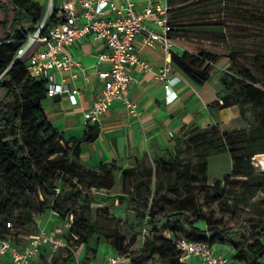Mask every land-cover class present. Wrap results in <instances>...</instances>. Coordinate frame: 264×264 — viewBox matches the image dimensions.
Segmentation results:
<instances>
[{
	"label": "trees",
	"instance_id": "1",
	"mask_svg": "<svg viewBox=\"0 0 264 264\" xmlns=\"http://www.w3.org/2000/svg\"><path fill=\"white\" fill-rule=\"evenodd\" d=\"M168 2L171 6L169 37L172 40L182 37L186 42L182 54L172 55L171 62L191 82L203 85L211 76L212 66L220 59L225 60L228 70L220 79L221 107L237 106L247 128L221 132L215 125L204 129L183 127L172 139L169 151L173 154L169 157L155 150L152 158L146 154L141 159L134 158L130 167L123 170L114 163L87 165L81 158L80 145L94 141L97 131L87 132L81 140H73L56 130L42 105L47 97L46 81L31 78L27 60L17 57L42 23L44 8L34 0H0V190L11 196L20 193L25 199L31 193L39 213L51 210L61 220L71 216L69 231L78 243H84L90 235H97V219H93L96 212L107 213L109 207L126 203V211L128 207L133 208L137 225L141 227V234L135 237L143 240L145 254L134 257L124 245L119 231L125 227L132 230L130 224H118L109 229L106 239L112 252L128 258L130 264H187L175 246L181 238L211 247L226 245L233 250L231 260L239 264H264V243L261 241L264 222L255 231L238 217L228 223L211 222L194 208L193 191H186L184 198L177 196L181 188L194 184L195 190L206 189L205 203L225 207L224 186L239 184L243 191H250L251 187L264 182V176L259 178L250 162L252 157L254 162L257 154H264V144L260 145L264 141V78L259 80L248 68L238 67L230 53L214 52L186 40L192 33L205 34L203 38L209 40L214 35L218 39L222 34L209 31L219 27L218 24H205L207 22H201L192 14L201 5L198 0ZM62 20L54 7L43 21L40 35L45 36ZM253 59L264 72V53ZM248 105L255 115L254 123L245 118ZM225 152L231 157L230 174L206 186L208 158ZM193 157L197 162H192ZM117 173H120L123 186L130 187L126 193L130 198H107L109 206L93 209L90 192L111 189ZM237 198L232 200L233 207L247 200L243 192ZM77 203H80V213L73 207ZM261 203L264 204V200ZM11 204L7 198L0 199V240H9L17 248L11 240ZM28 204V200L22 202L24 208ZM260 211L264 216V210ZM235 234L240 236L239 241L234 240ZM81 263L90 264L87 258ZM61 264H69V260Z\"/></svg>",
	"mask_w": 264,
	"mask_h": 264
},
{
	"label": "crops",
	"instance_id": "2",
	"mask_svg": "<svg viewBox=\"0 0 264 264\" xmlns=\"http://www.w3.org/2000/svg\"><path fill=\"white\" fill-rule=\"evenodd\" d=\"M34 1L43 7L47 0ZM133 1L138 9H141L161 0ZM60 2L61 0H52V10L55 7L58 11ZM47 13L48 7L45 9V17ZM147 24L154 31H159L153 22L148 21ZM179 41L185 39H173L169 54L158 48L149 49L137 44L139 56L147 63L148 69L131 67L128 70L132 76L128 98L135 106L136 115H130L119 101H115L108 113L93 125L85 124L82 116L97 95L101 94L102 82L97 77V72L107 66L97 64V55L104 51L105 47L101 42L87 38L68 49L72 58L79 63V67H74L68 73L54 72L53 76L55 83H63L69 90L78 91L75 96L76 104L72 105L67 95H57L53 98L46 97L42 105L50 124L68 139L81 140L87 132L97 131L94 141L80 145L81 158L87 165L96 167L104 163H114L123 170L130 167L134 158L141 159L145 154L152 158L155 150L166 155L172 139L183 127L196 126L204 129L215 125L221 132L242 129L236 106L222 108L219 104L220 79L223 74L217 75L212 67L209 80L203 85H196L171 62L172 55L180 56L184 51L185 43ZM166 62L172 65L167 79L179 78V81L172 85V91L176 94L172 103H169L165 96V82L158 77L159 69ZM222 65L227 66L226 61ZM219 156L225 158L211 161ZM230 172L231 157L228 153L208 158L207 179L210 185ZM212 249L216 254L226 255L230 259L233 255V250L226 245H214ZM104 257L101 261L90 264H100ZM190 264L198 262L194 259Z\"/></svg>",
	"mask_w": 264,
	"mask_h": 264
},
{
	"label": "built area",
	"instance_id": "3",
	"mask_svg": "<svg viewBox=\"0 0 264 264\" xmlns=\"http://www.w3.org/2000/svg\"><path fill=\"white\" fill-rule=\"evenodd\" d=\"M170 9L168 0L148 4L141 9L133 0H61L58 13L63 18L62 22L52 27L45 36L40 35L41 24L17 57L27 60V72L31 78L46 81L47 97L67 95L70 103L75 105L78 91L69 90L63 83H55L53 74L68 73L74 67H79L68 51L73 44L87 38L101 42L105 50L97 55V64L107 66L97 72L102 91L83 113V122L87 125L97 124L115 101H119L130 115H136L135 106L128 98L132 82L128 70L131 67L148 69L147 63L139 56L137 44L149 49L158 48L168 54L171 52ZM51 12L52 0H49L46 17ZM148 21L153 22L159 31L151 29ZM171 71L170 62H166L158 71L159 79L165 82V96L169 103L176 99L172 85L179 81L177 77L167 79ZM219 104H222L221 100ZM62 243L63 240L54 233L45 231L29 239L21 249L13 246L9 240H0V264H29L37 258L42 245L57 248ZM175 246L187 264L194 259L198 264H232L229 257L216 254L207 243L181 238L175 242ZM126 259L111 252L100 264H124Z\"/></svg>",
	"mask_w": 264,
	"mask_h": 264
},
{
	"label": "rangeland",
	"instance_id": "4",
	"mask_svg": "<svg viewBox=\"0 0 264 264\" xmlns=\"http://www.w3.org/2000/svg\"><path fill=\"white\" fill-rule=\"evenodd\" d=\"M203 1L205 0H198L201 5L196 7L192 14L196 18H200L201 22H207L205 24H218L219 27L211 28L209 31L221 32L222 34L217 35L218 39L214 35L215 37L209 40L203 38L205 34L192 33L186 36V40H189V43L196 46H204L214 52L230 53L234 56V61L238 67L244 66L248 68L251 74L259 80L264 78V72L256 66L253 59L255 56L264 53V0H227L220 3L214 0H207L205 3ZM48 5L49 2L47 0L43 4L44 10ZM1 20L2 15L0 13ZM179 42L186 43L185 41ZM224 62V60L220 59L212 66L217 75L224 74L228 70L227 66L223 67L222 63ZM236 108L239 111L237 106ZM246 110L245 118L249 123H254L255 115L251 106L248 105ZM239 122L242 129L247 128L246 122L240 117V111ZM262 144H264V141L260 143V145ZM166 153L168 157L173 154L172 151H167ZM223 158L225 156H219L211 159V161L222 160ZM192 162H197V159L193 157ZM250 162L255 174L259 178L264 176V170L258 167L259 162H264V154H257L254 162L253 157ZM211 172H213V168ZM119 174H116L115 183L111 189L92 190L90 192L93 200L91 207L93 209L100 210L106 205L109 206L110 204L106 201L107 198L125 197L126 200L130 198L126 194L130 191V187L123 186ZM206 186H211L208 179ZM195 189L194 184H189L186 189L181 188L177 196L184 198L186 191H193L194 208L200 210L211 222L228 223L233 217H238L240 220L247 222L248 228L253 231L261 226V222H264V216H262L260 211L264 210V204L261 203L264 200V182L256 187H251L250 191H243L239 184L230 187L224 186L227 201L225 207L217 206L214 203H205L206 194H208L205 192L206 189ZM242 192L247 200L241 202L237 207H233L232 200L238 199V194ZM3 198H7L9 202H12L11 216L13 222L11 221V224L13 225V232L11 233V240L17 245L18 249H21L29 239L35 237L41 231L52 232L57 238L63 240V245L57 248H53L49 244L42 245L38 251L37 258H34L29 264H61L65 259L69 260V264H82L81 262L85 258L89 259V263L99 262L107 253L113 251L107 244L106 234H108L109 229H114L118 224H126V226L130 224L133 226L132 230L125 227L119 231L124 240V245L128 246L130 253L134 257H138L146 252L143 240L135 237V234H141V227L137 225L135 220V211L132 207H128L126 211V203L121 206L109 207L107 213L96 212L93 219H97V235H90L84 243H78L77 239L69 231L71 216L61 220L51 210L37 212L34 203L35 196L31 193L25 199V196L20 193L11 196V194L0 190V199L3 200ZM25 200H28L29 204L28 207L24 208L22 202L24 203ZM79 204L77 203L73 207L80 213ZM165 208L169 210L167 207ZM83 215L85 216V214ZM146 215L149 216L150 212L147 211ZM111 218H116L120 221H118L119 223L113 222L110 220ZM150 227L148 225L147 228L150 229ZM200 227L205 228L203 225H200ZM165 236H168L167 232H165ZM233 238L235 241L240 240V236L237 234ZM261 241L264 243V236H262ZM231 262L236 264L233 260ZM124 264H130L129 260H124Z\"/></svg>",
	"mask_w": 264,
	"mask_h": 264
},
{
	"label": "bare ground",
	"instance_id": "5",
	"mask_svg": "<svg viewBox=\"0 0 264 264\" xmlns=\"http://www.w3.org/2000/svg\"><path fill=\"white\" fill-rule=\"evenodd\" d=\"M258 167H259L261 170H264V163H260V164H258Z\"/></svg>",
	"mask_w": 264,
	"mask_h": 264
},
{
	"label": "water",
	"instance_id": "6",
	"mask_svg": "<svg viewBox=\"0 0 264 264\" xmlns=\"http://www.w3.org/2000/svg\"><path fill=\"white\" fill-rule=\"evenodd\" d=\"M45 19H46V17H44L43 21H45ZM43 21H42V23H41V24H43ZM41 24H40V25H41Z\"/></svg>",
	"mask_w": 264,
	"mask_h": 264
}]
</instances>
